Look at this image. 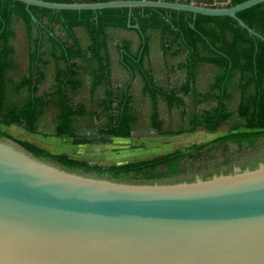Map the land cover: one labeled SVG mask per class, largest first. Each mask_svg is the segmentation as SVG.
<instances>
[{
	"label": "trees",
	"instance_id": "obj_1",
	"mask_svg": "<svg viewBox=\"0 0 264 264\" xmlns=\"http://www.w3.org/2000/svg\"><path fill=\"white\" fill-rule=\"evenodd\" d=\"M237 17L247 28L230 17L164 9L58 11L0 0V125L75 146L112 144L143 130L175 136L200 127L216 133L227 126V134L188 153L107 168L8 138L36 158L117 183L174 184L230 173L235 164L264 150V3ZM122 30L137 32L140 46L135 51L129 40L114 48L120 58L115 65L108 47ZM153 45L159 47L155 55H163L161 62H147ZM117 74L119 80H113ZM203 151L218 154V160L198 163Z\"/></svg>",
	"mask_w": 264,
	"mask_h": 264
},
{
	"label": "water",
	"instance_id": "obj_2",
	"mask_svg": "<svg viewBox=\"0 0 264 264\" xmlns=\"http://www.w3.org/2000/svg\"><path fill=\"white\" fill-rule=\"evenodd\" d=\"M13 1L58 11L164 9L245 28L237 14L264 3ZM197 155L198 163L219 157ZM0 264H264V151L227 174L137 185L71 171L0 138Z\"/></svg>",
	"mask_w": 264,
	"mask_h": 264
},
{
	"label": "rangeland",
	"instance_id": "obj_3",
	"mask_svg": "<svg viewBox=\"0 0 264 264\" xmlns=\"http://www.w3.org/2000/svg\"><path fill=\"white\" fill-rule=\"evenodd\" d=\"M228 131L227 126H222L216 133H210L200 127L194 133L161 136L154 130H143L134 133L129 139H114L112 144L75 146L70 140L45 138L29 134L16 126L0 125V138L10 137L30 142L51 155H65L90 166L107 168L151 160L175 152L188 153L193 147L208 144Z\"/></svg>",
	"mask_w": 264,
	"mask_h": 264
},
{
	"label": "crops",
	"instance_id": "obj_4",
	"mask_svg": "<svg viewBox=\"0 0 264 264\" xmlns=\"http://www.w3.org/2000/svg\"><path fill=\"white\" fill-rule=\"evenodd\" d=\"M190 1H192V0H190ZM203 1H207V0H203ZM212 1L214 2L215 5H220V4H223L227 0H212ZM116 33L118 35L117 36L118 38H116L115 42H110L109 47H108V49L110 50V54H109L110 55V60H111L112 63H115V65H117L120 62V58L118 59V56L113 52L114 48L116 49L119 45L124 44L125 41L129 42V40L133 41L131 43L132 44L131 48L134 49L135 51L140 46L139 36H138L137 32L135 33V32L129 31V30L128 31L122 30V31H119V32H116ZM153 49H154L153 52L148 56L147 62L151 63L152 60L155 59V58H157L158 61L161 62L163 60V55L161 53L160 54L157 53L155 55V53L158 51L159 47L158 46L154 47V45H153ZM156 49H157V51H155ZM117 77L120 78L119 74L113 75L112 79L113 80H117L118 79ZM181 78H182V80L184 82L185 79H186V75L183 73ZM136 81H138V80L136 79Z\"/></svg>",
	"mask_w": 264,
	"mask_h": 264
},
{
	"label": "flooded vegetation",
	"instance_id": "obj_5",
	"mask_svg": "<svg viewBox=\"0 0 264 264\" xmlns=\"http://www.w3.org/2000/svg\"><path fill=\"white\" fill-rule=\"evenodd\" d=\"M262 151H264V150H262ZM262 151L258 152V153L255 154V155H250L249 157L246 158V160L250 159L251 157L257 156V155H258L259 153H261ZM239 164H240V162H239L238 164H235V165L233 166V168L236 167V166L239 165ZM252 167H253V166L250 167V166L248 165L247 168H252Z\"/></svg>",
	"mask_w": 264,
	"mask_h": 264
}]
</instances>
